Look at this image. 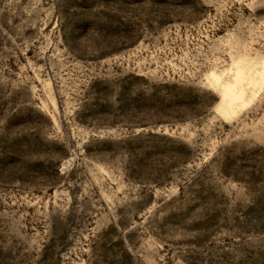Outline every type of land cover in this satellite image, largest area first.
Segmentation results:
<instances>
[{
  "label": "rangeland",
  "instance_id": "374dc122",
  "mask_svg": "<svg viewBox=\"0 0 264 264\" xmlns=\"http://www.w3.org/2000/svg\"><path fill=\"white\" fill-rule=\"evenodd\" d=\"M0 264H264V0H0Z\"/></svg>",
  "mask_w": 264,
  "mask_h": 264
}]
</instances>
